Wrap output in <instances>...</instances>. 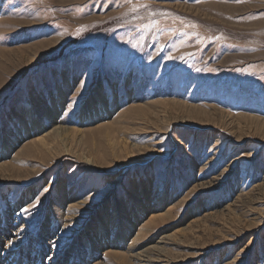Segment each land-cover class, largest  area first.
Returning <instances> with one entry per match:
<instances>
[{
    "label": "rangeland",
    "instance_id": "1",
    "mask_svg": "<svg viewBox=\"0 0 264 264\" xmlns=\"http://www.w3.org/2000/svg\"><path fill=\"white\" fill-rule=\"evenodd\" d=\"M0 264H264V0H0Z\"/></svg>",
    "mask_w": 264,
    "mask_h": 264
},
{
    "label": "snow or ice",
    "instance_id": "2",
    "mask_svg": "<svg viewBox=\"0 0 264 264\" xmlns=\"http://www.w3.org/2000/svg\"><path fill=\"white\" fill-rule=\"evenodd\" d=\"M131 2V0H129ZM199 2V0H197ZM237 2H244V0H237ZM140 7H147V5H139ZM46 191V190H45ZM24 211H27L26 209Z\"/></svg>",
    "mask_w": 264,
    "mask_h": 264
},
{
    "label": "bare ground",
    "instance_id": "3",
    "mask_svg": "<svg viewBox=\"0 0 264 264\" xmlns=\"http://www.w3.org/2000/svg\"><path fill=\"white\" fill-rule=\"evenodd\" d=\"M32 112H30V114H29V116H32V114H31ZM35 119H34V123H35ZM38 122L36 121V124H37ZM56 131V130H55ZM62 131V130H61ZM61 135V134H60ZM170 216V215H169ZM139 232V231H138Z\"/></svg>",
    "mask_w": 264,
    "mask_h": 264
}]
</instances>
